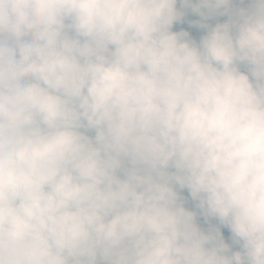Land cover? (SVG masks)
Returning a JSON list of instances; mask_svg holds the SVG:
<instances>
[{
  "label": "clouds",
  "instance_id": "obj_1",
  "mask_svg": "<svg viewBox=\"0 0 264 264\" xmlns=\"http://www.w3.org/2000/svg\"><path fill=\"white\" fill-rule=\"evenodd\" d=\"M0 264H264V0H0Z\"/></svg>",
  "mask_w": 264,
  "mask_h": 264
},
{
  "label": "trees",
  "instance_id": "obj_2",
  "mask_svg": "<svg viewBox=\"0 0 264 264\" xmlns=\"http://www.w3.org/2000/svg\"><path fill=\"white\" fill-rule=\"evenodd\" d=\"M191 19H198V17L192 16L190 17ZM223 19H225V17H220L219 20L222 22ZM191 34L193 35V37L195 39H199V36L203 34V30H197V29H193Z\"/></svg>",
  "mask_w": 264,
  "mask_h": 264
},
{
  "label": "rangeland",
  "instance_id": "obj_3",
  "mask_svg": "<svg viewBox=\"0 0 264 264\" xmlns=\"http://www.w3.org/2000/svg\"><path fill=\"white\" fill-rule=\"evenodd\" d=\"M216 21L215 20H213V21H210V23H215Z\"/></svg>",
  "mask_w": 264,
  "mask_h": 264
}]
</instances>
